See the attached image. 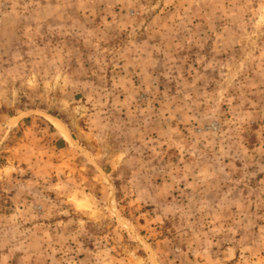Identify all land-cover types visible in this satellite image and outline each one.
I'll list each match as a JSON object with an SVG mask.
<instances>
[{
    "label": "rangeland",
    "instance_id": "obj_1",
    "mask_svg": "<svg viewBox=\"0 0 264 264\" xmlns=\"http://www.w3.org/2000/svg\"><path fill=\"white\" fill-rule=\"evenodd\" d=\"M0 264H264V0H0Z\"/></svg>",
    "mask_w": 264,
    "mask_h": 264
}]
</instances>
